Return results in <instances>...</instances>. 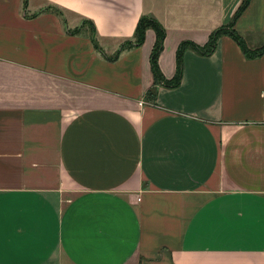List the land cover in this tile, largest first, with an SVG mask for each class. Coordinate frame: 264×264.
<instances>
[{"label": "crops", "instance_id": "obj_1", "mask_svg": "<svg viewBox=\"0 0 264 264\" xmlns=\"http://www.w3.org/2000/svg\"><path fill=\"white\" fill-rule=\"evenodd\" d=\"M240 1L0 0V264H264V52L187 48L149 101L153 30L121 48L155 19L169 79Z\"/></svg>", "mask_w": 264, "mask_h": 264}, {"label": "trees", "instance_id": "obj_2", "mask_svg": "<svg viewBox=\"0 0 264 264\" xmlns=\"http://www.w3.org/2000/svg\"><path fill=\"white\" fill-rule=\"evenodd\" d=\"M249 0H241L240 3L237 5L235 10L233 11L230 19L218 26L217 28L213 29L208 37L206 42L202 46H198L190 41H181L178 43L175 49V69L174 74L171 78L165 79L159 68L157 66V56L162 48V42L164 38V28L159 24L155 19L141 15L135 24L133 35L131 40H126L121 44V48L129 47L131 45L138 46L142 43L144 32L147 28H150L154 32V41L149 53V67L152 76V84L149 88H147L143 93V98L145 100L151 101L154 96V88L156 84H162L165 87H175L178 85L181 77V66H182V54L183 51L187 48L199 53L201 55L209 54L216 45L217 38L221 35H227L231 39H233L238 46L240 47L243 55L247 58H253L261 53L264 52V43L259 47L253 48L252 51L248 49L245 45L243 38L237 33V31L233 28V24L235 19L240 15V13L244 10L247 6ZM89 23V22H88ZM89 28L91 31V40L93 41V34H92V26L89 23ZM94 43V42H93ZM95 45V44H94ZM118 53V52H117ZM115 56V55H114Z\"/></svg>", "mask_w": 264, "mask_h": 264}, {"label": "rangeland", "instance_id": "obj_3", "mask_svg": "<svg viewBox=\"0 0 264 264\" xmlns=\"http://www.w3.org/2000/svg\"><path fill=\"white\" fill-rule=\"evenodd\" d=\"M254 38H256V37H254ZM245 42V41H244ZM245 45H246V43H245ZM246 47L248 48V49H250V51H252V49H253V47H251V46H247L246 45ZM83 92V91H82ZM84 94H86L85 92H83ZM83 104H84V101H83Z\"/></svg>", "mask_w": 264, "mask_h": 264}]
</instances>
